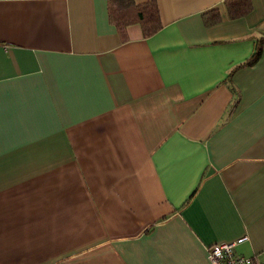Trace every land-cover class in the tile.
<instances>
[{
	"label": "crops",
	"instance_id": "0c3cea01",
	"mask_svg": "<svg viewBox=\"0 0 264 264\" xmlns=\"http://www.w3.org/2000/svg\"><path fill=\"white\" fill-rule=\"evenodd\" d=\"M133 1L0 0V264L264 262V0Z\"/></svg>",
	"mask_w": 264,
	"mask_h": 264
},
{
	"label": "trees",
	"instance_id": "16d2710c",
	"mask_svg": "<svg viewBox=\"0 0 264 264\" xmlns=\"http://www.w3.org/2000/svg\"><path fill=\"white\" fill-rule=\"evenodd\" d=\"M227 5H232L230 13L232 17L244 15L250 9V0H226ZM110 20L119 31L122 39H125V29L132 25H139L145 38L155 34L160 28L158 8L155 3H148L142 6L135 5L133 0H108ZM217 20L215 15L214 21ZM211 19L205 20L206 25L211 24ZM264 40L257 41L255 52L250 61L245 65H253L257 62Z\"/></svg>",
	"mask_w": 264,
	"mask_h": 264
},
{
	"label": "built area",
	"instance_id": "2783aa9c",
	"mask_svg": "<svg viewBox=\"0 0 264 264\" xmlns=\"http://www.w3.org/2000/svg\"><path fill=\"white\" fill-rule=\"evenodd\" d=\"M235 243H218L207 250L210 264H264L235 253Z\"/></svg>",
	"mask_w": 264,
	"mask_h": 264
}]
</instances>
